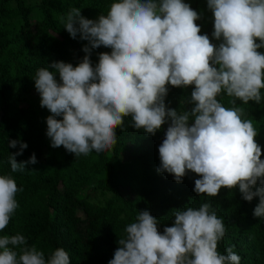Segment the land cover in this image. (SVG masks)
<instances>
[{"label":"clouds","instance_id":"obj_1","mask_svg":"<svg viewBox=\"0 0 264 264\" xmlns=\"http://www.w3.org/2000/svg\"><path fill=\"white\" fill-rule=\"evenodd\" d=\"M207 7L218 45L199 34L195 21L201 16L183 0H116L95 20L85 18L79 8L61 16L71 38L79 34L88 43L76 66L54 61L35 74L41 107L51 113L46 135L52 148L63 146L79 157L111 149L117 142L115 129L125 128L126 117L133 128L150 135L168 123L158 148V172L172 174L177 183L188 171L197 174V195L215 197L221 188H238L245 201L259 197L253 215L264 218L258 132L252 120L242 118L243 107L236 106L237 101L261 102L264 53L257 49L264 48V0H207ZM101 46L111 52L98 53L93 66L92 50ZM169 84L195 86L187 101L194 105L190 111L166 107ZM222 93L231 98V107L218 99ZM17 145L19 151L9 156L13 172L37 163L34 153L18 163L16 157L28 145L9 140L8 147ZM22 191L10 175H0V231L18 209L15 197ZM173 215V225L161 234L156 217L138 212L108 264H240L232 247L226 254L217 251L226 226L210 203L178 209ZM0 264H70V257L56 248L46 259L17 233L0 236Z\"/></svg>","mask_w":264,"mask_h":264},{"label":"trees","instance_id":"obj_2","mask_svg":"<svg viewBox=\"0 0 264 264\" xmlns=\"http://www.w3.org/2000/svg\"><path fill=\"white\" fill-rule=\"evenodd\" d=\"M113 2L116 0H0V175H10L23 189L15 197L19 207L0 236L19 233L25 236L27 246L35 245L46 259L56 248H63L70 264H108L120 247L118 240L126 236V226L136 221L138 212L146 210L156 217L162 234L166 226L173 225L178 209H198L210 203L226 226L217 251L226 254L232 247L241 257L240 264H264V218L253 215L259 197L245 201L238 188H221L215 197L197 195L193 190L195 180L200 178L197 174L188 171L177 183L172 174L157 171L158 148L168 123L150 135L133 128L131 118L126 117L125 128L115 129L116 144L88 156L75 157L63 146H50L46 118L51 113L41 107L35 74L54 61L76 66L86 55L82 49L88 43L79 34L71 38L59 18L79 8L81 15L95 20L107 14ZM191 8L197 11L195 6ZM200 16L195 21L201 28L199 34H211L214 21L208 13ZM40 50L48 55H41ZM257 51L264 53V48ZM100 52L110 53L111 49H93V66ZM56 79L59 81L58 73ZM166 86V107L178 113L190 111L194 105L187 101L195 86ZM261 97L259 104L237 101L236 106L243 107V119L252 120L258 132L255 140L261 146L260 159L264 160V89ZM218 99L231 107L226 94ZM9 140L28 145L16 157L18 163L28 161L33 153L37 163L13 172L9 156L19 151V145L8 147ZM95 196L98 201L92 204Z\"/></svg>","mask_w":264,"mask_h":264},{"label":"rangeland","instance_id":"obj_3","mask_svg":"<svg viewBox=\"0 0 264 264\" xmlns=\"http://www.w3.org/2000/svg\"><path fill=\"white\" fill-rule=\"evenodd\" d=\"M36 0H33V2H35ZM183 2L185 3H188L190 4L191 7H196L197 8V12L198 14L200 13L201 15H203L204 13H208L209 16V19H211L212 21H214V17H213V14L212 12L208 9L207 7V0H183ZM36 16V14H35ZM34 24V23H32ZM209 36V39L212 43H215L217 40H215L213 37H212V33L208 35ZM40 53L41 55L42 54H45V55H48L47 52H45L44 50H40ZM189 98H191V96L189 95ZM25 105H21V107H24ZM98 196H95L94 199H92V201H90L92 204H96L98 199H97Z\"/></svg>","mask_w":264,"mask_h":264}]
</instances>
